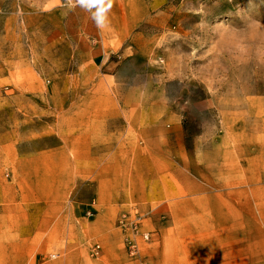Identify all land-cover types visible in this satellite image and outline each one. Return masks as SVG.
<instances>
[{"label":"rangeland","instance_id":"1","mask_svg":"<svg viewBox=\"0 0 264 264\" xmlns=\"http://www.w3.org/2000/svg\"><path fill=\"white\" fill-rule=\"evenodd\" d=\"M125 1L114 0L101 30L67 0H0V143L55 146L62 109L78 100L63 90L83 89L63 77L112 73L129 59V88L142 93L129 97V107L151 109L163 126L180 128L176 168L197 174L194 185L209 194L208 202L197 196L173 210L114 211L123 237V219L140 216L155 240L164 221L176 220L179 230L208 229L214 264H264V0H129L126 52L112 49L119 43L115 10ZM200 219L208 225L187 226ZM99 246L87 238L90 259ZM140 251L139 244L138 255H127Z\"/></svg>","mask_w":264,"mask_h":264},{"label":"crops","instance_id":"2","mask_svg":"<svg viewBox=\"0 0 264 264\" xmlns=\"http://www.w3.org/2000/svg\"><path fill=\"white\" fill-rule=\"evenodd\" d=\"M115 11L119 43L112 49L126 52L129 0L118 2ZM76 78L63 77L83 89L63 90L78 100L62 109L59 143L40 148L16 139L0 143V178H9L0 181V264H170L169 256L172 264H214L212 235H204L208 229L179 230L176 220L164 221L156 240L139 239L138 257L127 255L114 211L155 205L173 210L197 196L208 202L209 193L194 185L197 174L176 168L181 167L180 128L163 126L151 109L129 107V97L142 95L129 88V59L112 73ZM27 139L29 145L34 141ZM198 222L187 226L208 225L205 219ZM141 228L146 231L144 221ZM89 237L101 245L93 259L85 248ZM149 256L153 262L144 263Z\"/></svg>","mask_w":264,"mask_h":264},{"label":"clouds","instance_id":"3","mask_svg":"<svg viewBox=\"0 0 264 264\" xmlns=\"http://www.w3.org/2000/svg\"><path fill=\"white\" fill-rule=\"evenodd\" d=\"M73 7L79 6L91 15V19L99 29H104L110 24L109 14L114 0H67Z\"/></svg>","mask_w":264,"mask_h":264},{"label":"built area","instance_id":"4","mask_svg":"<svg viewBox=\"0 0 264 264\" xmlns=\"http://www.w3.org/2000/svg\"><path fill=\"white\" fill-rule=\"evenodd\" d=\"M125 220L120 221V225L124 231H128L125 233L124 241L127 248V252L130 256H136L139 253V242L138 239H142L144 241L149 239V234L147 231H143L141 229V219L140 216H134L128 221ZM98 247V246H96Z\"/></svg>","mask_w":264,"mask_h":264}]
</instances>
